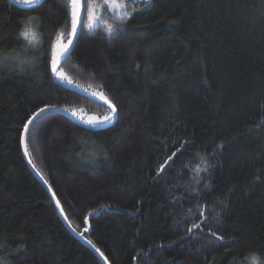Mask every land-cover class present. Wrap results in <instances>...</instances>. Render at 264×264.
I'll return each instance as SVG.
<instances>
[{
	"label": "trees",
	"instance_id": "trees-1",
	"mask_svg": "<svg viewBox=\"0 0 264 264\" xmlns=\"http://www.w3.org/2000/svg\"><path fill=\"white\" fill-rule=\"evenodd\" d=\"M126 3L127 21L100 10L115 32L89 29L84 9L60 68L104 92L118 119L92 129L45 111L26 133L31 164L110 264H264V0ZM70 31L69 0H0V264H104L21 143L45 105L108 110L52 76L53 45ZM200 157L210 167L196 183Z\"/></svg>",
	"mask_w": 264,
	"mask_h": 264
},
{
	"label": "snow or ice",
	"instance_id": "snow-or-ice-1",
	"mask_svg": "<svg viewBox=\"0 0 264 264\" xmlns=\"http://www.w3.org/2000/svg\"><path fill=\"white\" fill-rule=\"evenodd\" d=\"M20 3L29 5V6H35L39 4V0H19ZM69 3L71 5V35L75 37L77 35V29L78 25L81 24V10L86 9L87 12V19L88 24L86 25L89 29L92 28L93 23H97L98 21H104V16L96 15L97 11V0H69ZM132 3H135V0H132ZM98 7L102 11H109L111 10L113 15L118 17L122 21H127L130 18V13L128 11V4L126 3V0H100V3L98 4ZM137 11H141V9H137L135 7L131 8V13H135ZM105 27L109 32H115L116 28L113 24L107 23V21H104ZM21 37H23L24 41L27 42L28 45H34L38 42V36L37 33L28 26H25L23 31L20 33ZM72 44V41L69 40L67 44L63 45H53L52 49V55H51V72L53 75L60 80L61 82L67 83L69 85L73 84V80L62 70L58 69V63L61 59V57H66V54L68 53L69 45ZM7 59V56H0V63H3ZM76 87H81V85L76 84ZM87 91V89H84ZM93 96H98L100 100L103 101V104L107 106L109 110V114L105 115L102 119H97L94 116L88 117L86 120L83 118V116H78L77 112L75 110L71 109H63L66 112H70L72 116L77 117L81 122L86 123L92 127H98L106 123H110L116 116L117 108L115 104L112 103V101L108 98V96L100 91V92H93L91 93ZM52 105H45L44 107L38 109L37 112H34L30 117L27 118V122L24 123L23 129L25 133L29 132V126L33 124V122L39 118V116L44 113L45 111L50 110ZM21 143L24 146V154L26 156L30 155L28 151V144L25 141V138H21ZM183 147V146H181ZM222 147V145L218 146ZM177 151H180L178 148ZM176 152H173L172 155L168 156L167 160L160 165V168L158 170L159 172H163L165 169V166L168 165L169 161L173 160V157L176 156ZM214 154V153H213ZM199 155V154H198ZM29 163H31V160H29ZM203 165V167H201ZM210 165L207 162L206 157H200V164H197L196 167L193 169L195 172V179L196 183H199L201 177V172H208ZM47 183V181H45ZM205 187H208L207 184H205ZM57 204H59V201H57ZM207 205L200 208V216H204L205 220L207 217L205 216V211L207 210ZM67 219V217H65ZM71 226V225H70ZM193 227L199 228V224H194ZM75 231V229H73ZM84 231H88L87 228L84 229ZM191 231V229H189ZM213 236L216 237L217 240H223L224 238L221 236H217L215 232L212 233ZM89 244L92 243V241H88ZM95 248V245H93ZM97 252H100V249H96ZM101 256H103V253H100ZM135 259V257L133 258ZM253 260L257 259L255 256L252 257Z\"/></svg>",
	"mask_w": 264,
	"mask_h": 264
},
{
	"label": "water",
	"instance_id": "water-1",
	"mask_svg": "<svg viewBox=\"0 0 264 264\" xmlns=\"http://www.w3.org/2000/svg\"><path fill=\"white\" fill-rule=\"evenodd\" d=\"M12 1H13L16 5H19L20 7H23V8H33V7H35V6L39 5V4H41L44 0H39V4H37V5H35V6H29V5H26V4H23V3H20L19 0H12ZM83 14H84V9L81 10V24L78 25L77 35H76L75 37L72 38V44L69 45L68 53L66 54V57H61V59H60V61H59V63H58V69L61 68L62 64L67 60V58L71 55L72 51L74 50V47H75V45H76V42H77V40H78V37H79L80 31H81V27H82ZM52 76L54 77V79H55L58 83H60V84H62V85H64V86H66V87H69V88H71V89H73V90H76V91H78V92H80V93H82V94L88 96L89 98H91V99H93V100H95V101H98V102H100V103L103 104V101L100 100L98 96H93L90 92L85 91V90L82 89V88H79V87H76V86H74V85H69V84H67V83L61 82L60 80H58V79L53 75V73H52ZM106 107H107V106H106ZM50 110H52V111H56V112H59V113H62V114H64V115H66L67 117L71 118V119H72L73 121H75L76 123H78V124H80V125H82V126H84V127L92 128V129H100V128H103V127L110 126V125L114 124V123L116 122V120L118 119V111H117L115 118H114L110 123H107V124H104V125H101V126H98V127H92V126H90V125H88V124H86V123L81 122L80 120L77 119V117L72 116L71 113L66 112V111H64V110L61 109V108H58V107H52ZM22 137L26 138V133H25L24 131H23V136H22ZM25 141H26V140H25ZM22 148H23V153H24V146H23V144H22ZM24 156H25V159H26V161H27L29 167L31 168V170L35 173V175L38 177V179L42 182V184H43V185L46 187V189L48 190V192H49V194L51 195L53 201H54L55 204L57 205V208H58V210H59V212H60V214H61V216H62V218H63L64 223L67 225V227L71 230V232H72L74 235H76L77 237H79L80 239H82V241H83L85 244H87L89 247H91V248H92V249L98 254V256L101 258V260L103 261L104 264H110V263L106 260V258H105L104 256H101V255H100V252H97V251H96V248H94L91 244H89L88 241L85 240L82 236H80L76 231H73V227L70 226L71 224H70L68 218L65 219V217H67V216H66V214H65V212H64V209H63L62 205L60 204V202H59V204H57V201H59V200H58V198L56 197V195L54 194L53 190L50 188V186L48 185V183H45L44 178H43V177H42V176L36 171V169L33 167V165H32L31 163H29V160H30L29 157L26 156L25 154H24Z\"/></svg>",
	"mask_w": 264,
	"mask_h": 264
},
{
	"label": "rangeland",
	"instance_id": "rangeland-1",
	"mask_svg": "<svg viewBox=\"0 0 264 264\" xmlns=\"http://www.w3.org/2000/svg\"><path fill=\"white\" fill-rule=\"evenodd\" d=\"M111 11V10H110ZM100 9L99 7L97 6V11H96V15L97 16H100L101 13H100ZM112 12V11H111ZM101 21H98L97 23H93L92 27L94 26H97V25H102L105 27V24L104 23H101ZM106 28V27H105ZM72 38L73 36L71 35V31L69 34H66V35H60L59 38H57L56 42H55V45H63V44H67L69 40L72 41ZM61 70V69H60ZM64 72V71H63ZM65 73V72H64ZM78 116H83V118L86 120L88 117L90 116H94L96 117L97 119H102L105 115H108L109 114V111L106 110L104 111V113L102 114H96V113H92V112H89L88 110H86L85 108H75L74 109ZM78 119V118H77ZM79 120V119H78ZM81 121V120H80ZM104 125V124H103Z\"/></svg>",
	"mask_w": 264,
	"mask_h": 264
},
{
	"label": "clouds",
	"instance_id": "clouds-1",
	"mask_svg": "<svg viewBox=\"0 0 264 264\" xmlns=\"http://www.w3.org/2000/svg\"><path fill=\"white\" fill-rule=\"evenodd\" d=\"M255 257L257 259H255V260L252 259V264H260V261H259L258 257L257 256H255Z\"/></svg>",
	"mask_w": 264,
	"mask_h": 264
}]
</instances>
